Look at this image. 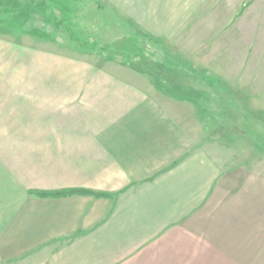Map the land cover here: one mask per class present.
Wrapping results in <instances>:
<instances>
[{"label": "crops", "instance_id": "0c3cea01", "mask_svg": "<svg viewBox=\"0 0 264 264\" xmlns=\"http://www.w3.org/2000/svg\"><path fill=\"white\" fill-rule=\"evenodd\" d=\"M10 2L1 28L16 37L0 33V260L264 264V150L231 138L225 152L201 138L211 91L31 47L33 3ZM96 3L168 44L214 16L206 0ZM249 85L231 98H254Z\"/></svg>", "mask_w": 264, "mask_h": 264}, {"label": "rangeland", "instance_id": "374dc122", "mask_svg": "<svg viewBox=\"0 0 264 264\" xmlns=\"http://www.w3.org/2000/svg\"><path fill=\"white\" fill-rule=\"evenodd\" d=\"M29 1L34 5L30 26L38 32L28 37L31 47L88 60L111 61L113 66L143 75L148 81L156 75L175 80L184 76L189 81L183 85H190L196 92L205 88L211 91L201 101L202 106L206 105L201 138L205 134L208 144L219 142L215 144L224 146L225 152L231 148L226 146L231 138L259 141L264 150V0H206L207 11L214 14L207 18L206 29L196 34L192 29L190 35L171 44L140 36L96 0ZM11 3L0 0V33L12 17L10 12L4 13L10 10ZM248 11L253 14L251 19ZM220 14L222 18H215ZM252 22L255 49L247 50L246 42H251L252 36L247 38L246 33ZM220 29L221 40L213 44ZM202 65L207 67L206 72L199 67ZM206 77L214 81L209 82ZM247 81L248 91L255 97L231 98L238 92L242 95L240 90L245 91ZM0 264L39 263L27 258L0 260Z\"/></svg>", "mask_w": 264, "mask_h": 264}, {"label": "trees", "instance_id": "16d2710c", "mask_svg": "<svg viewBox=\"0 0 264 264\" xmlns=\"http://www.w3.org/2000/svg\"><path fill=\"white\" fill-rule=\"evenodd\" d=\"M34 5H32V10H34ZM74 193V192H71V194ZM81 194H87V192H79ZM70 193H39L38 195L42 196V197H59V196H62V195H68Z\"/></svg>", "mask_w": 264, "mask_h": 264}]
</instances>
